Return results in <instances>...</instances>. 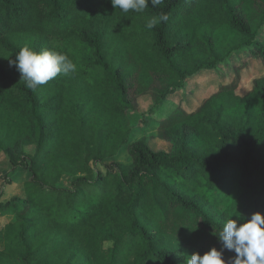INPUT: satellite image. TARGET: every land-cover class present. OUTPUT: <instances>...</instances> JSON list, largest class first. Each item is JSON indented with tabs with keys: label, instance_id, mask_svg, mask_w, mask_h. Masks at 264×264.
Segmentation results:
<instances>
[{
	"label": "trees",
	"instance_id": "obj_1",
	"mask_svg": "<svg viewBox=\"0 0 264 264\" xmlns=\"http://www.w3.org/2000/svg\"><path fill=\"white\" fill-rule=\"evenodd\" d=\"M262 34L264 0H164L143 13L0 0V154L30 174L0 208V264H186L223 249L226 217L264 214V76L240 94L243 63L189 109L154 114L239 55L264 66ZM24 46L65 54L76 71L33 91L9 65ZM148 99L143 129L170 151L135 139L130 114ZM234 256L223 251L226 264Z\"/></svg>",
	"mask_w": 264,
	"mask_h": 264
},
{
	"label": "clouds",
	"instance_id": "obj_2",
	"mask_svg": "<svg viewBox=\"0 0 264 264\" xmlns=\"http://www.w3.org/2000/svg\"><path fill=\"white\" fill-rule=\"evenodd\" d=\"M163 2L164 0H111V5L123 13L130 10L143 13L149 3L155 7ZM168 18L167 14L161 13L158 17L148 19L146 26L151 29L160 22H166ZM15 57V61L9 60V65H15L21 74V80L33 91L60 74L66 75L76 71V65L67 55L55 51L44 50L37 53L24 46ZM232 217L225 218L218 236L223 249L218 251L212 248L203 255L193 253L188 257L186 264H226L223 258L224 250L235 253L234 257L229 258L230 264H264V214L253 213L250 219L240 214L236 216L237 219Z\"/></svg>",
	"mask_w": 264,
	"mask_h": 264
},
{
	"label": "rangeland",
	"instance_id": "obj_3",
	"mask_svg": "<svg viewBox=\"0 0 264 264\" xmlns=\"http://www.w3.org/2000/svg\"><path fill=\"white\" fill-rule=\"evenodd\" d=\"M264 36V34H262ZM57 45H60L58 42ZM242 57V58H241ZM234 65H230L225 69L222 67L219 71L202 73L200 75V80H194L190 82L189 89H185L183 93L191 91V97L179 94L173 95L164 105L160 106L154 112L155 115H168L175 109H189L197 100V93L200 91V95H205L207 92L215 90L216 86L222 81H229L232 79V75L237 67L242 66L246 63V66L240 71L241 84L239 88L240 94H246L252 87L253 80L264 76V66L258 60L251 57H243L239 55L233 60ZM198 78V79H199ZM199 96V95H198ZM141 112L138 114L131 113V123L138 130L137 137L135 139H140L142 137H149L150 146L155 150L170 151L172 146L169 143L163 142L153 136V130L144 131L142 120L149 119L146 113L152 108V100L148 99L146 102H141ZM146 115V116H145ZM36 147L34 145L27 146L25 148L26 153L32 157L35 154ZM10 165L8 164V159L6 156L0 154V208L11 203L14 198L23 197V184L30 177L29 172L25 170H18L17 172H10ZM10 180V181H9ZM9 214V213H8ZM8 214L0 213V229H3L7 224L9 218ZM263 214V213H261ZM251 217V216H250ZM112 246L111 243L107 244V247Z\"/></svg>",
	"mask_w": 264,
	"mask_h": 264
}]
</instances>
